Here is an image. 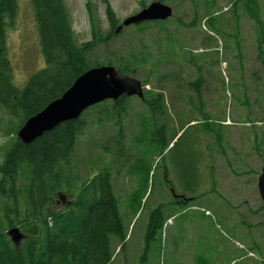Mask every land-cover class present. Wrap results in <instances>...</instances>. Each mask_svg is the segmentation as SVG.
Returning <instances> with one entry per match:
<instances>
[{
	"label": "rangeland",
	"instance_id": "374dc122",
	"mask_svg": "<svg viewBox=\"0 0 264 264\" xmlns=\"http://www.w3.org/2000/svg\"><path fill=\"white\" fill-rule=\"evenodd\" d=\"M153 1L109 0L117 26ZM65 2L80 46L95 28L106 40L92 42L91 61L129 63L145 95L165 99L154 110L133 95L121 116L112 102L109 116L96 107L83 115L81 182L112 170L127 233L124 250L111 240L112 264H264V0H163L172 17L123 26L113 36L103 0ZM18 6L7 44L14 83L23 87L46 59L33 1ZM199 78L197 91L190 83ZM20 123L0 105V160L11 138L5 131ZM68 199L56 198V207ZM160 206L167 221L147 248Z\"/></svg>",
	"mask_w": 264,
	"mask_h": 264
},
{
	"label": "trees",
	"instance_id": "16d2710c",
	"mask_svg": "<svg viewBox=\"0 0 264 264\" xmlns=\"http://www.w3.org/2000/svg\"><path fill=\"white\" fill-rule=\"evenodd\" d=\"M32 1L46 66L19 87L14 83V65L7 44L8 28L18 16V0H0V105L21 120L17 129L5 131L11 138L1 148L0 264H112L111 240L118 239L120 250H124L127 233L112 183V170L106 168L81 182L76 145L85 112L30 143L17 136L28 118L60 97L82 73L101 65L91 61L89 53L92 42L106 40L98 37L95 28L93 40L80 46L65 0ZM103 1L111 28L109 35L113 36L118 19L109 0ZM259 56L264 62L263 49ZM116 69L122 76L137 72L129 63L116 65ZM202 81L199 78L190 86L197 90ZM145 99L154 110L165 106L159 93L150 95L147 91ZM127 100L128 96L123 95L88 109L96 107L109 116L112 102L113 113L121 116L128 108ZM68 197L64 208L56 207V198ZM166 221L160 206L149 223L147 248ZM11 227H19L24 233L18 246L7 233Z\"/></svg>",
	"mask_w": 264,
	"mask_h": 264
},
{
	"label": "water",
	"instance_id": "95a60500",
	"mask_svg": "<svg viewBox=\"0 0 264 264\" xmlns=\"http://www.w3.org/2000/svg\"><path fill=\"white\" fill-rule=\"evenodd\" d=\"M173 15V8L160 0L151 2L137 14L127 17L123 26L147 21L167 20ZM137 95L144 98L142 82L130 75H120L114 65H99L89 68L78 76L74 83L60 97L52 100L41 111L34 114L18 130L17 136L24 143H30L44 132L60 123L79 118L89 107L106 100H117L121 96ZM259 193L264 200V167L259 177ZM8 235L18 246L24 237L19 227L8 229Z\"/></svg>",
	"mask_w": 264,
	"mask_h": 264
},
{
	"label": "flooded vegetation",
	"instance_id": "af4514ba",
	"mask_svg": "<svg viewBox=\"0 0 264 264\" xmlns=\"http://www.w3.org/2000/svg\"><path fill=\"white\" fill-rule=\"evenodd\" d=\"M120 26V25H119ZM119 26H117V28L119 27ZM117 30V29H116ZM115 33H116V31H115ZM109 37V36H108Z\"/></svg>",
	"mask_w": 264,
	"mask_h": 264
}]
</instances>
